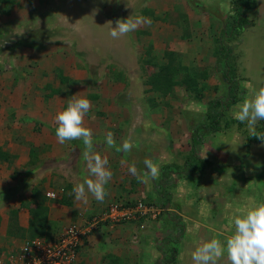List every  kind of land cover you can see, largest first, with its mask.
<instances>
[{
    "label": "crops",
    "instance_id": "obj_1",
    "mask_svg": "<svg viewBox=\"0 0 264 264\" xmlns=\"http://www.w3.org/2000/svg\"><path fill=\"white\" fill-rule=\"evenodd\" d=\"M112 1H115L114 6L111 3ZM116 1L0 0V20L2 23L5 21L12 23L18 19L20 21L18 22L19 25L24 28L29 23L33 24L36 19H39V22L41 21V25L44 23L43 19H49L50 21L52 19L57 22L58 27L64 28L65 33L75 35V33L80 32L76 29L85 27L84 19L88 17L87 14L85 15L86 10L77 6L78 3L88 4L90 2V9L93 11L97 9L100 17L106 16L104 14L108 9L107 16L111 20L104 18V22H111L112 27H115V22L119 19L117 17L113 18V14L118 9ZM215 1L217 0H195L196 6L201 5V7L209 8L211 11L216 9V6L212 5ZM125 2H127L126 6L128 8L131 6V9L133 5H129V3H140V6H142L138 13L133 12L129 15L131 18L142 15L152 21L151 25H141L136 31L131 32L132 34L139 33L142 37L149 35L148 40L150 41L148 42L155 38L154 41H158L159 46L164 50H172L178 53L182 62L196 61V63L209 67L214 65L217 52L214 41L224 26V24L220 27L217 26L216 19L217 16H221L225 21V12H219L215 15L212 11V14L204 15L198 13L197 9L191 8L189 0H125ZM107 3H109V7H107ZM43 9H45L44 12ZM229 10L227 16L231 14V5ZM255 10L256 6L248 12ZM90 12L88 14L92 18L93 13ZM202 17L205 18V25L199 27L197 24L200 23V20H203ZM41 30L43 33L51 32L48 27H43ZM99 30V28H90L80 35L88 32L94 33ZM28 34L30 35V32ZM80 35L78 34V37ZM30 39H33L36 47L29 45L31 43ZM16 42L17 46L15 48H23L28 53L44 48L45 44L34 36L28 35ZM153 47L161 49V47L154 44ZM59 49L62 50L61 53H64L66 47L62 45L57 48V50ZM63 76H69V79L73 77L70 82L65 83L66 85L71 83L82 87L83 77L80 71L74 70L68 76ZM46 87L49 88V93L45 95L47 97L46 101H40V98L35 97L37 104L43 105L45 103L46 110L39 111L38 105L31 106L33 110L28 112V109L25 110L28 117L25 116L24 119L29 118L32 122L22 123L17 121L9 129L3 126L0 130V147L12 155L13 161L9 164L0 160V236L2 235V238L6 237L4 233L11 209H18V225L23 228L28 226V210L19 205L22 201L29 199L33 187L39 189L45 197L47 191H53L56 195L54 199L45 198V205L48 209L47 219L55 226L54 234L69 223L82 224L87 218L102 211L113 200H121L127 203L139 199L148 201L146 199L147 195L154 192L158 194V189L161 186L158 179L164 176L163 190L172 193L169 201L163 206V214L165 215L143 221V227H140L138 222L99 224L94 231L83 238L78 253V264H154L155 259L159 256V248L157 249L158 246L155 245V240L163 233L161 228L164 227L165 220H167L166 215L177 214L181 218L179 223L182 224L181 222H183V226H185V236L178 239L181 246L190 234L195 235L194 246H196L213 237L223 240L230 234L229 221L231 216L241 209L247 210L257 203H264V131L260 132L261 138L258 141L249 138L251 133L248 138L236 137L241 138V140L235 139L239 140L241 144V151L237 154H230L225 152L223 147L220 148L218 138L205 136L199 143L198 157L202 169L197 175L191 173L178 174L179 172L175 173L174 170H170L168 174H165L167 168L171 169L177 164L181 165L186 160L185 157L183 162L179 163L177 160L180 152V149L177 148L181 147L182 143L177 140L175 117L169 121V124H166L156 117L161 111L159 107H146L138 111V108L129 109L113 106L101 108L96 106L93 111H89L93 116L88 113L83 121L84 126L92 130L94 151L102 156H107L109 167L113 172L112 179L105 186V199L103 202H98L89 195L87 204L76 201L72 189L69 190L67 185L73 188L75 184L81 183L88 176L86 164L82 159L84 146L79 140L69 141L63 145L58 143L55 136L56 122L54 118L58 112L67 106L69 101L61 86L47 84ZM51 89H57L58 91L52 93ZM14 93H8L11 103L15 98ZM19 95L20 99L17 97V105H10L16 112L15 116H17L19 107L23 106L22 95ZM82 95V97L92 100L89 97L92 94L86 92ZM79 97L80 95L73 93L71 99ZM97 98L96 95L94 100H97ZM32 102L33 100H31ZM16 106H18V109ZM26 107L30 109V106ZM44 112L45 115L47 114L46 117L43 115ZM127 113H130V116ZM119 114L126 116L120 117ZM139 114L141 116L146 114L147 120L141 118V121H136L135 118ZM109 115L116 116L111 117ZM113 119H117V121ZM263 126L264 123L261 127L263 128ZM23 130L31 132L23 137ZM109 132L112 133L117 145L122 144L124 140H131L136 147L126 155L123 152L108 149L104 144V137ZM220 133L222 132H213L212 134L218 135ZM187 138L189 139V137H186L188 143ZM30 148L33 149L31 159L29 156ZM145 159H151L159 166V174L155 180L140 183L135 177L128 174L127 169L130 164L135 163L138 173H142ZM28 161L33 162L31 163L33 169H30V171H33L29 173L25 167ZM43 161L48 163V168H52H50L51 170L46 169L45 174L40 176L38 173L41 172V168L38 169V165L35 163L40 164ZM8 165H10L9 170L6 169ZM25 174L28 175L27 178ZM29 178L32 182L30 189L27 187ZM191 179H194L196 190L200 192L199 195L202 197L197 200L198 205L195 204L189 209L188 204H185L188 203L187 199H179L176 187L182 188L183 191H190L192 189ZM10 185H12L11 188L8 187ZM57 185H60V187ZM205 185L209 188L203 189ZM222 187H227L229 190L227 189L225 193ZM218 190L223 192V196L219 195ZM205 191L209 193H206L204 198L201 193ZM212 191L213 194L211 195ZM63 192L70 195V206L58 202ZM148 202L150 203V201ZM182 203L184 205H181ZM211 208H215L217 212L210 214ZM7 237L10 241L19 240ZM189 238L191 240V236ZM176 255L177 257L180 255L178 248L174 260ZM224 263L228 264L226 257L218 261V264Z\"/></svg>",
    "mask_w": 264,
    "mask_h": 264
},
{
    "label": "rangeland",
    "instance_id": "obj_2",
    "mask_svg": "<svg viewBox=\"0 0 264 264\" xmlns=\"http://www.w3.org/2000/svg\"><path fill=\"white\" fill-rule=\"evenodd\" d=\"M194 2L195 0H189L191 8L197 9L198 13L208 15L212 14L213 11V14L216 15L219 12H225V17H227V13L231 5V0H217L215 3H213V1L212 5H215L216 9L212 8L213 10L211 11L209 8H199L194 5ZM95 3H97V1H95ZM111 3L113 6L115 5V1H112ZM116 3L118 9L116 10V13L113 14V18L117 17L119 19H127L130 14L133 12L138 13L142 8L140 3H129V5H133V8L131 9V6L128 8L125 0H117ZM255 4V11L246 12V17L252 22V25L239 29L237 35L230 38V41L223 40L225 44H228L233 48L232 58L235 63V70L234 75H231L238 83L237 94L239 99L236 104H232L226 111H224L220 120V126L223 127V129L219 132L222 133L213 135L212 132L209 135L203 136H213L215 139L218 138V143L224 139L227 144H220V148L223 147V150L225 152H229L230 154H237L241 151V144L239 140H235H241V138L236 137L243 136L244 138H248V135L252 132V129H250L246 124H241L233 119L232 113L238 110L237 106L245 99L251 98L255 91H257L260 87H264V0H256ZM77 6L83 7L86 10L85 15H88L86 18L84 17L85 27L76 29V31H80L77 33L80 35L82 32L85 30L88 31L90 28H99V31L94 33L88 32L87 34H82L78 37L77 33H75V35L65 33L64 28L58 27L57 22L52 19L51 21L49 19H43L44 23L42 25L40 24L41 21L39 22V19H36L33 24L29 23L28 25H25L24 28L22 25H19L18 22L20 21L18 19L17 21L14 20L12 23L9 21L2 23L0 20V32H2V34L0 33V110L2 109V112L0 113V130L3 126H6V128L9 129L11 125L17 121L22 123L29 122L24 121L23 119L25 116L28 117V115L25 114V110L28 109L27 112L33 110L31 106L38 105L39 111L46 110L45 103L43 105L37 104L35 102V97L40 98V101L47 100V97L45 96L49 93V88L46 87L47 84L52 86L57 84V86H61L68 101L71 99L73 93L80 95V97H82V94L86 92L87 94L97 95L99 99H89L91 100L90 108H92L89 111H93L96 106L99 108L106 106L120 108L126 107L129 109L138 108V111H140L141 108L146 107H159L161 111H159V114L156 117L159 118L162 123L169 124V121L173 120L175 117V121L177 123L176 132L178 134L177 140L182 143V146L177 148L180 149L179 158H177V160L180 163L183 162L184 157L186 158L184 163L181 165L177 164L171 169L167 168L168 171L166 170L165 174H168L170 170H174L175 173L179 172L178 174H180V172L184 173L185 169H187L189 174L192 171L191 174L197 175L202 168H197L195 164L194 169L196 170L193 171L192 167L188 168L189 166L186 164L187 159H192L190 158V154L193 155L191 152V133L196 126L208 122L206 112L209 101L214 98H226L227 84L222 79V71H210L208 78L205 80L206 84L204 85H206V87L203 90V97L199 101L194 100L182 87L179 86H175L171 94L161 97L148 90V86L144 83L147 75L150 71H152L151 66H148L145 61L152 58L157 59V61H161L164 56L163 53L165 50L159 46V42H155V38L151 42H148L150 41L148 40L149 35H144V37H142L139 33H129L120 38L113 39L109 35L112 23L104 22V18L110 19V17L107 16L109 12L108 9L105 11L106 14H104L106 16L100 17L97 13V9H95V11L90 9V2L88 4H81L80 2ZM107 7H109V3H107ZM44 10L45 9H43V12ZM88 12L93 13L92 18ZM37 14H39V12H37ZM202 19L203 20H200V23L197 24L199 27L205 25V18L202 17ZM216 20L217 26L220 27L223 25L224 19H222L221 16H217ZM225 22H227L226 18ZM43 27H48L51 32L43 33L41 30ZM29 32L30 35L28 34ZM60 32H62V34H60ZM27 35L34 36L36 39L41 40L42 43L44 42V48L36 49L32 53L24 51L23 48H15V46H17L16 41L26 37ZM153 44L157 47H161V49L154 48ZM62 45L66 47L63 51L64 53H61L62 50L60 49L57 50V48ZM183 64L196 65L199 68L209 67L201 63H196V61H183ZM213 66H215V63ZM209 68H211V66ZM74 70L80 71L81 76L83 77V82H81L82 87H78L79 85L75 86V84L71 83H68L69 85L59 83V72H61L62 75L68 76ZM113 70L122 73L124 77L123 82H114L111 80ZM70 78L73 79V77ZM13 92H15V98L11 103L9 94ZM19 94L22 95L23 106L19 107V109L18 106H16L18 112L17 116H15L14 114H16V112L10 107V105H17V97L20 99ZM31 100H33L32 103ZM185 105H190V107L186 109ZM26 106H30V109ZM43 115L46 117L47 114L45 115L44 112ZM89 115L93 116L92 113H89ZM127 115L130 116V113H127ZM109 116L115 117L116 115ZM119 116L123 117L126 115L119 114ZM141 118L147 120L148 117L146 114H143L142 116L139 114L135 120L141 121ZM113 120L117 121V119ZM226 121L228 124L225 126ZM263 123L264 120L257 122L254 126L255 132L261 128ZM263 131L264 126L261 132ZM29 132L31 131L23 130L22 136L24 137ZM186 137H189V139L187 138L188 143ZM194 144V151L198 155L200 147L199 142ZM31 163L33 162L28 161L25 164L28 173L33 171H30V169H33ZM35 164L38 165V169L41 168V172L38 173L40 176L45 174L46 169L51 170L50 168H52H48V163L45 161L40 164ZM198 165L202 166L201 163ZM9 168L10 165L6 166V169L9 170ZM15 171L17 172L16 169ZM25 175L27 178L28 175ZM163 177L164 176H161V178L158 179L159 184H161V186L159 185V189L157 188L159 190L158 194L154 192L153 194L146 196L148 201L155 203L158 206L161 198L164 199L165 197V195L162 196L163 192H168L169 197L172 195L171 192L163 190ZM27 182V187L30 189L32 184L31 179L29 178V181ZM191 182L192 189L190 191H183L182 188L176 187L179 199H187L188 203L185 204H188L189 209L191 206H195V204L198 205L197 200L202 197L199 195L200 192L196 190L194 179H191ZM60 185L57 186L60 187ZM207 185H205L203 189H208L209 187H207ZM8 187L11 188L12 185ZM222 189L225 193L227 192V189L229 190L227 187H222ZM217 192L220 196H223V192L221 190H218ZM206 193L209 192L205 191L201 193L204 198ZM212 194L213 191L211 195ZM181 205L184 204L182 203ZM163 211L164 209L162 208L158 217L165 215L163 214ZM215 212H217L215 208H211L209 213L212 214ZM166 218L167 220H165V225L161 228L163 233L157 237V240L154 239L155 245L161 246L160 248L165 251V257L170 255L169 251L171 250L172 254L175 255L178 248L180 255L179 257L176 255L175 260H172L171 264H192L190 251L195 247V235H191L189 233L191 240L189 238L190 236H188V238L185 239L186 242L181 246V242H178V239L185 236V226H183V222H181L182 224L179 223L181 218L177 214H168L166 215ZM181 225L183 231L180 230ZM4 234L6 237L4 236V238H2V235L0 236V253L5 251L13 242L7 237L6 231ZM167 235L171 238L166 241L163 240L162 237Z\"/></svg>",
    "mask_w": 264,
    "mask_h": 264
},
{
    "label": "clouds",
    "instance_id": "obj_3",
    "mask_svg": "<svg viewBox=\"0 0 264 264\" xmlns=\"http://www.w3.org/2000/svg\"><path fill=\"white\" fill-rule=\"evenodd\" d=\"M150 18L136 15L127 19H118L115 27L110 26L109 35L113 39L136 31L141 25H151ZM91 104L85 97L69 100L67 106L55 116V136L61 145L69 141L79 140L84 146L82 159L86 164L88 176L72 188L76 201L88 203L91 195L98 202H103L106 196L105 186L112 179L113 172L109 167L107 156L94 151L92 130L84 126V118L88 115ZM186 109L190 105H185ZM232 113L233 119L246 124L252 129L251 135H256L255 125L264 120V87L254 92L251 98L245 99ZM108 149L117 152H130L136 145L131 140H124L117 145L109 132L104 137ZM220 144H227L224 139ZM144 170L138 173L135 163L128 166L127 172L140 183L155 180L159 174V166L151 159L143 161ZM91 177V178H88ZM230 234L223 240L215 237L197 244L190 251L192 264H218L222 258L228 264H264V203H257L247 210H239L230 217Z\"/></svg>",
    "mask_w": 264,
    "mask_h": 264
},
{
    "label": "trees",
    "instance_id": "obj_4",
    "mask_svg": "<svg viewBox=\"0 0 264 264\" xmlns=\"http://www.w3.org/2000/svg\"><path fill=\"white\" fill-rule=\"evenodd\" d=\"M255 3L256 0H232L231 14L226 17L227 22H223L224 26L222 28V31L220 32L218 37L215 38L217 47L215 66H212L211 68H199L196 65H184L182 59L180 58V55L172 50H165V52L163 53L164 56L161 61H157V59L155 58L145 61L148 66H151L152 71H150V73L147 75L144 83L148 86V90L155 94H158L161 97L171 94L173 92V88L175 86H179L182 87L194 100L199 101L203 97V90L206 87V85H204L206 84L205 80L208 78L210 71H222V79L227 84V96L225 99L214 98L209 101L206 112L208 122L196 126L191 133V152L193 153V155L190 154V158L192 159H187L186 164L189 166L188 168L192 167L193 171L196 170L194 169L195 164L197 168L199 167V169H201V166L198 165L200 163V159L194 151V143H200L204 135H209L212 132L221 131L223 127L220 126V120L224 111H226L232 104H235L239 99L237 94L238 83L231 75H234L235 70V63L232 58L233 48L232 46L225 44L223 40L230 41L229 39L235 37L239 29H242L245 26L252 25V22L246 17V12L252 10L256 5ZM194 5H196V2H194ZM200 7L201 5H199V8ZM30 42V46L32 45L36 47L33 39H30ZM58 77L61 84H65L71 81V79H69L68 77L63 76L61 72L58 73ZM111 80H113L114 82H123L124 77L121 72L113 70ZM57 91V89H51L52 93H57ZM89 97L94 99L96 98V95L92 94L89 95ZM23 120L32 121L29 118H25ZM227 124L228 123L226 121L225 126ZM261 130L262 127L256 131L255 136L248 135L249 138L255 141L260 140ZM29 152V156L31 159L33 149L30 148ZM0 160L9 164L12 162V155L9 154V152H7L6 150H3L1 147ZM181 173L182 172H180V174ZM184 173H188V170L185 169ZM67 188H69V190L72 189L70 185H67ZM164 195V199L161 198L160 200V208H163V206L169 200L168 192H163L162 196ZM45 198L46 197L39 189L35 187L32 188L29 199L27 201H22L19 205L20 207H25L28 210V226L26 228L19 226L17 221L18 209H11L9 211V220L6 228L7 236L14 237L20 240L32 238H50V236L53 234V231L55 230V226L51 221L47 219L48 209L45 205ZM58 202L66 206H70V195H68L66 192H63L58 199ZM150 204L155 207H159L155 203L150 202ZM180 230L183 231L182 226ZM162 238L166 241L171 237L167 235ZM160 247L161 246H158L159 256L157 257L154 264H171V261L174 260L172 250L169 251L170 255L165 257V251H163V249H161Z\"/></svg>",
    "mask_w": 264,
    "mask_h": 264
},
{
    "label": "built area",
    "instance_id": "obj_5",
    "mask_svg": "<svg viewBox=\"0 0 264 264\" xmlns=\"http://www.w3.org/2000/svg\"><path fill=\"white\" fill-rule=\"evenodd\" d=\"M49 199L56 197L53 191L45 193ZM162 208L146 200L124 202L111 201L102 211L87 218L82 224L69 223L48 239H22L13 241L0 253V264H78V253L83 238L94 231L99 224L138 222L155 219Z\"/></svg>",
    "mask_w": 264,
    "mask_h": 264
}]
</instances>
